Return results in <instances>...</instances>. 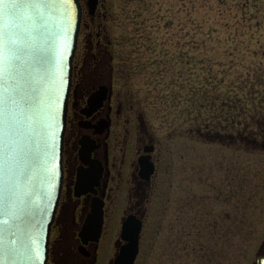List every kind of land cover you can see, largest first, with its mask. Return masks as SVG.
I'll return each mask as SVG.
<instances>
[{"label": "rangeland", "instance_id": "374dc122", "mask_svg": "<svg viewBox=\"0 0 264 264\" xmlns=\"http://www.w3.org/2000/svg\"><path fill=\"white\" fill-rule=\"evenodd\" d=\"M81 3L76 61L103 38L122 106L115 128L150 131L159 149L136 264H257L264 0H100L94 18ZM125 202L109 209L99 264L119 251Z\"/></svg>", "mask_w": 264, "mask_h": 264}, {"label": "water", "instance_id": "95a60500", "mask_svg": "<svg viewBox=\"0 0 264 264\" xmlns=\"http://www.w3.org/2000/svg\"><path fill=\"white\" fill-rule=\"evenodd\" d=\"M98 4L87 0L90 14ZM82 16L80 0H0V264L48 262ZM140 162L149 178L153 162ZM101 222L95 210L81 236L99 241ZM142 227L126 218L112 264H135Z\"/></svg>", "mask_w": 264, "mask_h": 264}, {"label": "flooded vegetation", "instance_id": "af4514ba", "mask_svg": "<svg viewBox=\"0 0 264 264\" xmlns=\"http://www.w3.org/2000/svg\"><path fill=\"white\" fill-rule=\"evenodd\" d=\"M96 12L90 14L92 18ZM100 40L94 48L90 39L82 59H74L63 148L64 183L51 228L48 264H99L106 253L103 240L109 209L119 211L124 201L128 211L121 216V229L131 214L143 220L144 228L148 188L160 168L159 149L150 131H136L139 135L133 137V131L115 128L122 106L115 104L114 67L104 68L106 53ZM141 159L154 164L149 178L141 175ZM98 209L100 239L85 240L80 233Z\"/></svg>", "mask_w": 264, "mask_h": 264}, {"label": "trees", "instance_id": "16d2710c", "mask_svg": "<svg viewBox=\"0 0 264 264\" xmlns=\"http://www.w3.org/2000/svg\"><path fill=\"white\" fill-rule=\"evenodd\" d=\"M203 1L207 2V4H208V2H209L210 0H203Z\"/></svg>", "mask_w": 264, "mask_h": 264}]
</instances>
